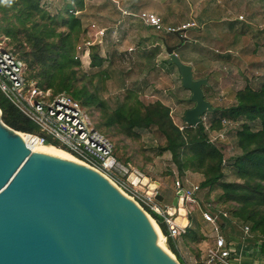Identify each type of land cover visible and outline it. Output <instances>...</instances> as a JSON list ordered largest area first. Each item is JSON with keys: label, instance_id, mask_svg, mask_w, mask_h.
<instances>
[{"label": "rangeland", "instance_id": "obj_1", "mask_svg": "<svg viewBox=\"0 0 264 264\" xmlns=\"http://www.w3.org/2000/svg\"><path fill=\"white\" fill-rule=\"evenodd\" d=\"M216 1L213 0L214 6L216 5L212 7L213 12L204 16L200 12L208 5L209 0H87L84 10L77 13L82 28L86 31L85 37L77 45L81 50L76 47L75 51V59L80 62L78 78L82 79L77 87L86 86L89 94H93L101 102L97 105L105 107L108 113L119 103L130 106L134 96L145 104L159 101L169 108L174 124L182 129L185 125V113L194 109L196 103L192 101L193 92L183 86L184 78L177 65L170 63L171 56H174L190 72L193 84L204 83L200 88L204 101L211 109L234 105L237 91L246 85L255 89L264 81V0ZM63 3V0H45L50 15H55ZM246 6L257 14L252 21L243 13ZM142 12L162 17L165 26L174 24L179 27L194 23L196 27L190 28L192 31L189 34L184 31L179 33L185 38L183 44L188 45L187 51L178 53L180 40L177 36L145 26L138 18ZM199 14L201 18L205 17L204 22L199 23L196 19ZM35 21L43 23L37 18ZM92 24L104 30L102 38L95 37L93 30L89 29ZM2 26L5 27L6 23L3 22ZM57 29L64 30L59 26ZM0 36L6 39L5 48L21 59L15 43L3 33ZM87 41L91 44L84 48ZM93 46L98 48L96 53L104 61L101 67H92L90 64V49ZM168 48L175 50L169 54ZM26 67L27 79L37 86L36 81L28 78L30 71L27 64ZM45 91L54 95L51 90ZM81 105L96 128L102 120V111L96 106ZM200 120L206 128L209 127L208 112ZM237 126L224 121L221 131L209 133L210 142L222 147L225 159L238 154L235 145ZM99 131L104 135L103 129ZM136 134L137 139H128L115 132L106 135L115 148L112 157L142 173L147 181L145 190L157 187L158 195L163 198L161 208L166 209L171 205L174 207L173 201L177 197L175 182L182 181L185 187L199 186L203 180L202 175L193 172H186L182 177L178 175L170 154L162 150L165 141L155 127L138 130ZM223 180H235L233 170L227 164ZM220 195L218 187L210 191L200 190L195 194V203L183 204L182 208L188 214V219L192 217L191 228H198L202 238L198 243H189V251L182 252L188 264L200 262L212 244V228L203 222L200 212H226L225 206L218 202ZM227 215L234 227L227 228L226 233L235 243L234 246L245 248L249 243L261 244L262 239L255 240L251 231L247 236L242 234L244 228L250 230L249 224L238 222L229 213ZM149 218L153 221L150 216ZM219 223L221 225V221ZM178 248L181 250V243H178ZM172 256L176 260L173 254Z\"/></svg>", "mask_w": 264, "mask_h": 264}, {"label": "trees", "instance_id": "obj_2", "mask_svg": "<svg viewBox=\"0 0 264 264\" xmlns=\"http://www.w3.org/2000/svg\"><path fill=\"white\" fill-rule=\"evenodd\" d=\"M86 1L63 0L62 8L55 15H50L47 6L41 5L38 0H0V33L15 43L30 71L28 78L36 81L39 88L51 90L54 95L65 92L86 107H99L102 120L96 129H103L105 137L115 132L128 139H137L136 131L155 127L165 141L162 150L170 154L178 175L182 177L186 172L201 174L203 180L198 191L218 187L221 190L218 202L225 206L232 218L249 224L255 240L262 239L261 249H264V81L255 89L246 85L237 91L234 105L212 108L208 112V128L200 120L195 127L185 124L180 129L174 124L168 107L159 101L145 104L136 96L131 98L130 106L119 103L108 113L105 107L97 105L101 102L89 94L86 86L77 87L82 79L78 78L80 62L75 59V51L86 35L78 14L84 10ZM35 18L43 23L35 21ZM57 26L64 30L58 31ZM190 31L187 29L184 32L189 34ZM187 46L184 43L178 53H185ZM90 50L91 66L101 67L104 61L96 53L98 48L93 46ZM0 112L1 120L8 128L23 134L39 135L37 126L1 92ZM224 121L238 125L235 128L238 154L228 159H225L222 147L209 140V133L221 131ZM45 146L62 149L50 140ZM226 164L233 170L234 181L223 180ZM146 212L158 226L177 262L187 264L180 254L177 240L169 237L163 219L149 210ZM191 219L189 228L178 239L185 247L202 239L198 228H191ZM220 219V231L228 238L226 230L229 227L233 229L234 225L229 219Z\"/></svg>", "mask_w": 264, "mask_h": 264}, {"label": "water", "instance_id": "obj_3", "mask_svg": "<svg viewBox=\"0 0 264 264\" xmlns=\"http://www.w3.org/2000/svg\"><path fill=\"white\" fill-rule=\"evenodd\" d=\"M175 36L179 48L185 38ZM170 63L193 92L196 107L184 123L195 127L212 110L200 88L204 83L193 84L176 57ZM155 200L160 203V196ZM154 223L99 173L32 152L0 112V264H179Z\"/></svg>", "mask_w": 264, "mask_h": 264}, {"label": "built area", "instance_id": "obj_4", "mask_svg": "<svg viewBox=\"0 0 264 264\" xmlns=\"http://www.w3.org/2000/svg\"><path fill=\"white\" fill-rule=\"evenodd\" d=\"M38 1L45 5V0ZM138 18L145 26L172 35L196 27L194 23L179 27L165 26L159 16L147 12H142ZM89 29L98 38L105 34L104 30L96 28L94 24ZM5 41L0 36V92L25 118L37 126L39 135L26 136L31 137L37 145H45L47 140L55 142L83 165L105 177L146 214V210H149L161 217L170 238L178 240L185 234L190 226L189 221L184 226L177 223L170 212L172 205L163 209L155 200L159 196L157 187L145 190V176L112 157V142L93 126L81 104L65 93L51 95L49 91L31 84L27 79L26 64L5 48ZM90 44L85 42L84 48ZM77 49L81 50V47L78 46ZM109 159H112L111 165L107 164ZM174 189L175 197L182 195L184 205L195 203L198 186L185 187L182 181L177 180ZM200 213L203 222L211 226L213 238L201 261L193 264H239L240 248L244 247L234 246L235 243L220 231V218L229 219L227 213L218 211L215 214L209 210H202ZM187 216L185 213V218ZM243 230L242 234L247 236L250 230ZM260 264H264V260Z\"/></svg>", "mask_w": 264, "mask_h": 264}, {"label": "crops", "instance_id": "obj_5", "mask_svg": "<svg viewBox=\"0 0 264 264\" xmlns=\"http://www.w3.org/2000/svg\"><path fill=\"white\" fill-rule=\"evenodd\" d=\"M216 2L218 3V0ZM207 3H208V5L205 6L204 8H202L201 12H200V14H204V16L207 13H212L214 10V8H212V7H216V5L214 6V4H213V0H209V2H207ZM247 7L248 6L245 7V9L243 10V13H245V16H247V18L251 19L249 21H252V19L255 18L257 16V14L254 13L253 11H250ZM200 14H199V16L196 17V19L198 20L199 23L204 22L206 20V19H204L205 17L201 18ZM161 19L164 22V19L162 17H161ZM169 26L177 27V26H174V24H170ZM159 196H160V194H159ZM160 198H161V202H162L163 198L161 196H160ZM161 202L159 204H161ZM186 220L189 221L188 218H186ZM177 223L180 224L179 221H177ZM177 243H180V240H177ZM182 247H183V249H182ZM185 250L189 251V248L181 245L180 254H181L182 258L184 259V261L188 264L187 258H185L182 255V252H184ZM263 260H264V249H261V244L252 245L251 243H249L248 245L245 246V248H242V249L240 248L239 262H238L239 264H260L263 262Z\"/></svg>", "mask_w": 264, "mask_h": 264}, {"label": "bare ground", "instance_id": "obj_6", "mask_svg": "<svg viewBox=\"0 0 264 264\" xmlns=\"http://www.w3.org/2000/svg\"><path fill=\"white\" fill-rule=\"evenodd\" d=\"M22 138L26 142V144L28 145V147L30 148V150L32 152L33 151H40V152L48 153V154H51V155H54V156H57V157H61V158L72 160V161H74V162H76V163H78V164H80L82 166H85L80 161H78L77 159L72 157L70 154L65 152L64 150H62V149L60 150V148H56V147H53V146L37 145V144H35L34 140H32L31 137L29 138L28 136H26V134H22ZM111 163H112V159H109L107 161V164L111 165ZM183 204L184 203H183L182 195L181 194L177 195V197L174 198V201H173V206L174 207L170 208V212L173 214L174 219L176 220V222L179 221L180 225L184 226V225L187 224V220L185 218V211L182 208ZM160 235H161V233H160ZM161 237L164 239V237L162 235H161Z\"/></svg>", "mask_w": 264, "mask_h": 264}]
</instances>
